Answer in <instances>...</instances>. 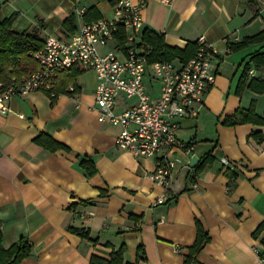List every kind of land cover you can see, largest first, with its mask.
<instances>
[{"label":"crops","instance_id":"1","mask_svg":"<svg viewBox=\"0 0 264 264\" xmlns=\"http://www.w3.org/2000/svg\"><path fill=\"white\" fill-rule=\"evenodd\" d=\"M144 1L140 38L147 29L183 51L204 36L219 52L212 59L215 82L203 105L196 107V116L183 118L176 132L193 150L171 151L170 196L156 204L164 190L149 178L155 158H136L116 148L120 128L97 121L91 70L70 68L77 71L72 94L63 85L68 69L59 74L56 98L42 91L13 97V112L0 115V232L4 249L21 238L30 244L29 256L19 264H91L92 257L109 261L121 246L122 264H185L196 223L208 242L191 264H264V232L253 237L264 223V143L250 138L263 129L251 123L223 124L252 101L255 113L264 114V93L247 87L251 78L264 79V68L250 61L264 42L229 50L230 44L264 29V7L256 0ZM116 2L0 0V21L13 15V30L35 33L43 41L72 34L86 18L110 17ZM80 9L83 15L76 14ZM71 14L74 29L67 30L63 22ZM145 84L155 96L158 84L148 76ZM131 102L119 97L115 110ZM43 135L63 148L50 150ZM193 155L197 159L189 165ZM206 155L212 161L195 170ZM85 158L94 167L91 175L81 166ZM225 171L236 175L231 191ZM88 212L93 214L81 216Z\"/></svg>","mask_w":264,"mask_h":264},{"label":"built area","instance_id":"2","mask_svg":"<svg viewBox=\"0 0 264 264\" xmlns=\"http://www.w3.org/2000/svg\"><path fill=\"white\" fill-rule=\"evenodd\" d=\"M256 1L264 7V0ZM144 7V0H117L110 17L84 22L66 37H47L40 48L28 53L36 63L35 69L0 81V115L13 112L9 103L16 96L42 91L49 98H56L58 77L64 70L73 66L91 70L95 76L93 108L97 121L120 128L115 139L118 150L136 158H155L149 178L163 188V194L155 201L162 204L170 196V172L174 165L171 151L193 150L177 139V129L183 118L196 116V107L203 105L215 82L212 59L219 52L204 36H199L195 41L197 49L186 62H149L152 47L145 45L137 34ZM84 13V9L76 11L78 15ZM146 76L158 84L155 96L147 91ZM64 91L72 94L75 89L68 84ZM119 97L132 102L117 112Z\"/></svg>","mask_w":264,"mask_h":264},{"label":"trees","instance_id":"3","mask_svg":"<svg viewBox=\"0 0 264 264\" xmlns=\"http://www.w3.org/2000/svg\"><path fill=\"white\" fill-rule=\"evenodd\" d=\"M98 19V18H97ZM97 19H85V22L95 21ZM14 16L11 15L0 21V81H7L13 75L21 76L30 70L36 68V63L28 55L30 51H34L40 48L43 41L37 37L35 33L18 32L12 29V23ZM74 14H71L64 20L63 25L67 30L74 29ZM142 42L145 45L151 46L152 51L148 57L149 62L157 59L171 61L175 58H179L181 61L186 62L190 59L196 49V43L191 44L185 50H179L177 48L168 47L164 44L163 37L157 35L147 29L142 32ZM264 42V29L258 34L244 38L240 43L230 44L229 50H237L251 43ZM262 51H257L250 57V61L255 68H264V45L261 48ZM77 71H70L66 74V78L63 85L72 84L74 76ZM245 79L241 77L240 85L243 87ZM248 89L255 93H264V79L263 78H251L247 85ZM251 123L256 127L262 128L250 135L256 143H264V114L258 116L255 113V102L252 101L249 108L237 109L231 116H226L223 120V124L227 126H235L237 124ZM47 139L50 150L57 148H63L61 144L55 142L48 135H43ZM38 142H41L38 139ZM46 146V145H45ZM212 161V157L206 155L199 164L195 165V170L200 171L204 166ZM81 166L86 170L88 175L94 173V167L90 163L88 158H85L81 162ZM225 175L228 178L227 187L231 191L235 188L236 175L232 171H225ZM196 238L193 245L190 247V253L185 258V264H191L194 262L195 255L202 249L203 245L208 242V236L202 229L201 225L196 223ZM76 234L85 236V233L77 230H71ZM264 232V223L254 231L253 237L257 238ZM260 243L263 247L262 254L264 255V234L260 239ZM31 246L24 238L19 239L10 248L4 249L2 246V235L0 232V264H19L21 260L28 257L30 254ZM123 246L117 251H113L110 254V260L106 261L98 257H92L91 264H122Z\"/></svg>","mask_w":264,"mask_h":264},{"label":"water","instance_id":"4","mask_svg":"<svg viewBox=\"0 0 264 264\" xmlns=\"http://www.w3.org/2000/svg\"><path fill=\"white\" fill-rule=\"evenodd\" d=\"M196 159H197V156H196V155H193V156L191 157V159H190V163H189V165H193V163L196 161ZM193 264H197V263H193Z\"/></svg>","mask_w":264,"mask_h":264}]
</instances>
